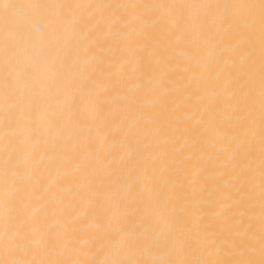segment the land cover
Listing matches in <instances>:
<instances>
[{
    "label": "snow or ice",
    "instance_id": "snow-or-ice-1",
    "mask_svg": "<svg viewBox=\"0 0 264 264\" xmlns=\"http://www.w3.org/2000/svg\"><path fill=\"white\" fill-rule=\"evenodd\" d=\"M5 7L19 14L28 5ZM54 7L73 18L79 14L84 21L92 20L97 12H106L115 17L118 32H135L130 28L133 24L143 26L146 21L138 10L144 9L156 16V22L167 33L177 34L170 43L189 49L175 58L181 79L188 85L196 82V91L201 94L195 98L205 105L200 109L202 113L217 105L213 122L223 129L218 136L217 159L226 157L233 171L239 169L238 175L247 173V180L242 185L234 184L229 193L230 198L239 197L234 203L242 206L241 216L246 223L242 235L210 232L204 212L199 213L197 222L192 221L207 201H184L178 210L173 197L165 191L164 173L176 175L179 171L173 167L176 160L169 157L181 149L174 142L170 147L159 144L162 108L152 105V118L145 119L136 100L147 91L155 92L173 83L166 72L153 69L148 73L149 87L143 88L132 82L135 77L121 64L115 74L120 90L109 101L119 120L118 129L107 125L95 107L93 122L80 126L76 110L71 107L76 101L73 88L81 90V99L93 103L92 90L87 87L91 73L87 79L77 80L82 69L77 64L70 65L69 76L54 93L55 97L65 98L62 108L60 101L36 93L35 87L43 80L33 74L51 72L55 66L41 69L21 59L28 54L18 52L8 42L6 15L0 65V264H264V0L258 4L173 0ZM144 51L149 56L153 54L150 43H145ZM225 53L249 58L247 69L235 80L231 75L235 65L222 63ZM221 80L225 89L233 86V90L213 97L209 89ZM121 100L127 103L121 105ZM230 114H235L232 126L225 123ZM169 130L175 132L174 127ZM116 131L120 133L119 141L113 139ZM34 137H43V143L34 141ZM75 137L80 138L83 151L67 154V145ZM154 147H161L159 177L156 168L149 171L147 154ZM48 149L58 154L57 161L45 159ZM54 164L65 168L76 165L86 177L94 176L99 167L110 169L99 184L90 183L88 192L81 197L98 227L102 228L104 222L112 225L110 231H102L103 241L94 250L81 246L76 230L53 232L48 224L50 215L65 212L63 208L49 210L47 197L54 183L40 184V177ZM138 185L149 192L143 208L130 207L137 203L139 195L129 201L120 195L121 191L136 193ZM212 202L219 205L220 198ZM32 208L40 210L39 220L46 225L39 235L24 227L35 219ZM122 208L130 210L121 213ZM149 208L154 209V215Z\"/></svg>",
    "mask_w": 264,
    "mask_h": 264
},
{
    "label": "bare ground",
    "instance_id": "bare-ground-1",
    "mask_svg": "<svg viewBox=\"0 0 264 264\" xmlns=\"http://www.w3.org/2000/svg\"><path fill=\"white\" fill-rule=\"evenodd\" d=\"M168 2H173V0H0V65L3 62L2 49L6 37L4 19L7 15L8 42L18 52L28 54L27 57L22 56L21 59L29 65L36 64L41 69L47 68L48 65L55 66L51 72L33 74L37 80H43V84H37L34 91L44 98L51 96L54 101H60L62 108L66 101L63 96H54L56 86L69 76L70 65L77 64L82 69L76 76L77 80L87 79L91 73L87 87L92 90L93 103H89L87 98L81 99V90L77 87L73 88L76 101L71 107L76 110V121L80 126L92 123L91 116L95 107L98 115L114 129H118L119 120L113 114L109 101L116 91L120 90L116 87L117 76L115 75L120 65L123 64L125 71L135 77L132 82L143 88L149 87L148 73L153 69L157 72L161 70L166 72L173 83L159 87L155 92L147 91L136 100V103L142 106L141 114L145 119L152 118V105L162 108L161 124L163 127L158 136L159 144L170 147V144L174 142L181 149L178 154L173 153L169 157L170 160H176L173 167L179 171L176 175L164 173V179L167 180L165 191L173 197L178 210L184 201H207L204 207L197 210L192 221L197 222L199 213L204 212L208 216L206 223L210 225L208 231H223L225 234L230 232L233 236L242 235L246 223L241 216L243 208L234 203V200H238L239 197L230 198L229 193L233 191L234 184L242 185L247 180V173L238 175L239 169L233 171V165L226 157L217 159L220 155L218 136L223 130L213 122L217 105L213 104L202 113L200 109L205 105L198 103L195 98L196 95L201 94L196 91V82L193 81L191 85H188L185 79H181L180 65L177 64L175 58L185 55L189 49L176 47L170 43L175 40L177 34L167 33L156 22V16L144 9L138 10L146 21L143 26L133 24L130 28L135 32L129 29L118 32V25L114 24L115 17L106 12H97L92 20L84 21L79 18V14L73 18L65 10L54 7L69 3ZM202 2L258 4L259 0H202ZM19 4L28 5L19 14H15L11 7H5V5ZM146 42L151 45L153 51L151 56L144 51ZM232 43L234 44L235 40ZM168 57H173V59L166 60ZM222 63L235 65L231 70V75L235 80L247 69L249 58L244 55L233 56L225 53ZM0 78H2V73H0ZM155 83L154 81L153 86ZM240 83L242 84L243 80ZM232 90L233 86L225 89L221 80L219 84H214L209 89V93L213 97H221ZM240 98H243L242 89ZM120 103L124 105L127 101L121 100ZM225 123L228 126L234 125L235 114H230ZM170 126L175 128L174 133L169 130ZM113 139L119 141V131L113 134ZM33 140L43 143L44 138L34 137ZM79 141V137L69 141L67 154L82 153L83 149ZM236 147L233 145L234 149ZM160 151L161 147H154L147 154L149 171L156 168L158 177L161 163ZM100 158L103 159V152L100 153ZM45 159L57 161L58 154L48 149L45 152ZM108 171L110 169L99 167L94 176L86 177L76 165L65 168L54 164L40 177L41 186L47 185L50 181L54 183L47 197L49 210L52 208L65 210L64 214L49 216L48 224L51 225L53 232L76 230L80 236L81 246L89 250H94L102 243V231H110L112 225L104 222L102 228L98 227L97 219L83 206L81 197L88 192L90 183L99 184L107 176ZM31 179L29 177V180ZM120 195L125 201L131 200L133 195L140 196L137 203L130 207L143 208L149 198V192L143 185H138L134 194L121 191ZM217 198H220L219 205L212 202ZM128 210L130 208H122L120 211L124 213ZM31 211L35 219L29 220L24 227L39 235L45 231L46 225L39 220L41 212L38 208H32ZM148 211L154 215V209L149 208ZM193 235L195 238V234Z\"/></svg>",
    "mask_w": 264,
    "mask_h": 264
}]
</instances>
